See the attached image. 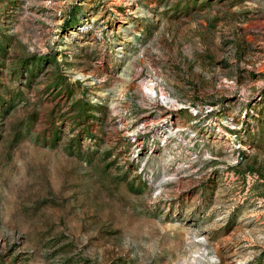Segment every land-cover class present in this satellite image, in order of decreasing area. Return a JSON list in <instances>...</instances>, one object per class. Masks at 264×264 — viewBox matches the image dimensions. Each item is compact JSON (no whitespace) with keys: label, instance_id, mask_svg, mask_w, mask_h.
Segmentation results:
<instances>
[{"label":"rangeland","instance_id":"obj_1","mask_svg":"<svg viewBox=\"0 0 264 264\" xmlns=\"http://www.w3.org/2000/svg\"><path fill=\"white\" fill-rule=\"evenodd\" d=\"M0 264H264V0H0Z\"/></svg>","mask_w":264,"mask_h":264},{"label":"bare ground","instance_id":"obj_2","mask_svg":"<svg viewBox=\"0 0 264 264\" xmlns=\"http://www.w3.org/2000/svg\"><path fill=\"white\" fill-rule=\"evenodd\" d=\"M152 89V88H151Z\"/></svg>","mask_w":264,"mask_h":264}]
</instances>
